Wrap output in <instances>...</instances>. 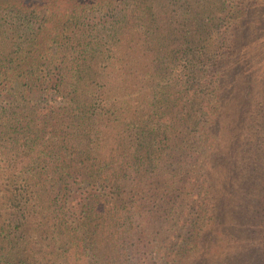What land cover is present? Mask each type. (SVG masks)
Listing matches in <instances>:
<instances>
[{
  "label": "trees",
  "instance_id": "1",
  "mask_svg": "<svg viewBox=\"0 0 264 264\" xmlns=\"http://www.w3.org/2000/svg\"><path fill=\"white\" fill-rule=\"evenodd\" d=\"M263 72L264 0H0V264L182 260L240 194L264 263Z\"/></svg>",
  "mask_w": 264,
  "mask_h": 264
},
{
  "label": "rangeland",
  "instance_id": "2",
  "mask_svg": "<svg viewBox=\"0 0 264 264\" xmlns=\"http://www.w3.org/2000/svg\"><path fill=\"white\" fill-rule=\"evenodd\" d=\"M259 163L264 168V161H260ZM259 174L260 173L259 172L257 173V170H256L255 177L250 178V180L248 181L249 188L251 189L259 188L258 183L263 185L264 177H262V175L261 174L259 175ZM250 176L251 174H249L247 178H249ZM261 177L262 179H260ZM241 187H244V185L242 184ZM260 193H263L262 190H260ZM235 199L237 200L236 201L231 200L226 203L228 206L231 207V210L228 211L229 214H226L224 216L223 218L224 225L222 227H211V229L206 230L205 228L208 225H204L201 227L198 224V220H196V222L193 221L192 224H188L184 232L187 230L194 231L193 232L194 238L193 240L189 241L190 245L187 246V248H190L189 254L186 255L188 258L185 256L186 258L184 257L181 260L180 257H175L174 251L176 253V250L173 251V248H171L170 251H166L165 255H164V252L160 253L158 247L155 248V252L149 248L148 252L145 255V262L143 264H264L262 263L261 260H258L253 255H250L248 253L250 251V248L248 249L243 248V244H244L243 242L238 243L237 240H230L229 235H223L221 233L222 229H225L226 231L230 232L234 228V225H233L234 221L231 220L233 217L236 218V221L241 218L244 219L245 217L251 218V216H249L248 214L250 211H248L247 209L243 210L241 207L242 205L253 204L250 201L249 197H247L245 194L244 195L240 194V196L236 197ZM150 215L151 214H148L141 218L140 220L141 226H142L141 230L142 228L145 230L142 233V237L145 238L146 236H148L149 238L152 237L153 239L155 238L154 232L157 230L158 231L163 230V225H162V222L161 223L155 222L151 218ZM206 218H207V215L205 217H202L201 222L205 223ZM165 225L167 227H170L168 225H171V224L165 223ZM143 245H144L143 242L136 245L135 248L138 249L136 250L137 253L140 254L143 251L144 249ZM145 250H146V247H145ZM185 251H182V253H184ZM190 255L191 257L189 258ZM116 257L117 256L113 252L109 258L110 262L113 261L112 263L114 264V262H117V261L120 262L122 260L121 257H118L119 260H117ZM186 259L187 261H185ZM134 264H137V260H136V263Z\"/></svg>",
  "mask_w": 264,
  "mask_h": 264
}]
</instances>
